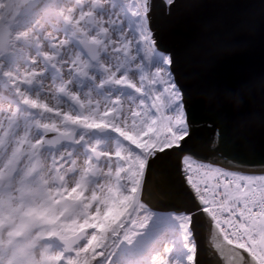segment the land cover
I'll return each mask as SVG.
<instances>
[{
  "label": "snow or ice",
  "instance_id": "1",
  "mask_svg": "<svg viewBox=\"0 0 264 264\" xmlns=\"http://www.w3.org/2000/svg\"><path fill=\"white\" fill-rule=\"evenodd\" d=\"M155 9L0 0V264H204L202 248L264 264V159L225 152L222 127L209 155L186 148L196 129ZM173 156L193 206L157 211Z\"/></svg>",
  "mask_w": 264,
  "mask_h": 264
},
{
  "label": "water",
  "instance_id": "2",
  "mask_svg": "<svg viewBox=\"0 0 264 264\" xmlns=\"http://www.w3.org/2000/svg\"><path fill=\"white\" fill-rule=\"evenodd\" d=\"M156 4L157 47L176 57L196 138L188 150L209 155L217 128L227 133L223 150L264 159V0H164ZM175 156L165 161L172 197L158 211L190 210L192 200ZM203 247V240H200ZM204 264L216 257L202 248Z\"/></svg>",
  "mask_w": 264,
  "mask_h": 264
},
{
  "label": "rangeland",
  "instance_id": "3",
  "mask_svg": "<svg viewBox=\"0 0 264 264\" xmlns=\"http://www.w3.org/2000/svg\"><path fill=\"white\" fill-rule=\"evenodd\" d=\"M168 223H169L170 232L172 233L173 236L177 237V243H179V239H178L179 234H180L179 225L174 219H171V218H169ZM177 251H178V254L181 256L186 255L182 247L178 248Z\"/></svg>",
  "mask_w": 264,
  "mask_h": 264
},
{
  "label": "bare ground",
  "instance_id": "4",
  "mask_svg": "<svg viewBox=\"0 0 264 264\" xmlns=\"http://www.w3.org/2000/svg\"><path fill=\"white\" fill-rule=\"evenodd\" d=\"M166 2V0H164ZM163 52V51H162ZM158 211V210H157Z\"/></svg>",
  "mask_w": 264,
  "mask_h": 264
}]
</instances>
